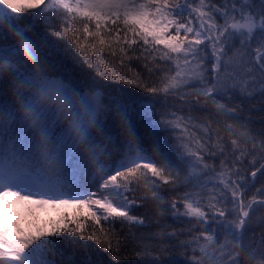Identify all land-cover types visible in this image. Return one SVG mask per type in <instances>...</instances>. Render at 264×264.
<instances>
[{"label":"snow or ice","instance_id":"6c2138e0","mask_svg":"<svg viewBox=\"0 0 264 264\" xmlns=\"http://www.w3.org/2000/svg\"><path fill=\"white\" fill-rule=\"evenodd\" d=\"M64 39V52L92 70L86 76L58 58ZM134 59L147 78L121 73ZM256 95L264 97V0H0V201L88 209L84 222L64 215L27 230L0 218V264H120L126 245L101 222L145 225L132 214L141 180L160 215L185 224L151 264H171L174 247L186 264H240L242 254L264 264V233L247 236L264 223V128L243 116ZM197 108L223 117V130L193 116ZM165 185L185 190L166 202ZM61 241L85 257L65 259Z\"/></svg>","mask_w":264,"mask_h":264},{"label":"trees","instance_id":"16d2710c","mask_svg":"<svg viewBox=\"0 0 264 264\" xmlns=\"http://www.w3.org/2000/svg\"><path fill=\"white\" fill-rule=\"evenodd\" d=\"M25 15H28L27 13ZM63 19V18H61ZM58 27L63 28L64 25L60 24ZM38 28L40 31H43V22H39ZM6 38L11 40V37L7 36V33H5ZM53 40H56L55 37H50ZM61 48L60 51L57 53V56L59 59H62L64 63L67 65V67L73 69L74 75H76L78 78L86 76L87 73H90L92 70L87 69L86 66L84 68H81L79 65H76L75 62L71 59V56L67 55L64 50L63 46L68 44L67 39H64L63 41H59ZM100 60H97V63H99ZM107 62V60H105ZM129 67L132 69L131 72H128L127 68L120 69L121 73L127 72L128 76H131L133 72H141L142 75L147 78L148 74L143 69L140 62L136 61L135 59L132 60L129 63ZM151 67V65H150ZM116 87H128L124 85L116 84ZM132 91H137L135 89H129ZM144 95V94H141ZM237 103L240 102L239 98H237ZM170 110L175 111L177 115L179 116H187L188 115V109L185 107L183 110H180V104L179 102H173L169 101ZM157 107L159 108L160 105L158 104ZM243 116L244 117H250L251 119V128L254 130H259L261 128H264V97H261L259 95H256L254 98H251L249 100H246L243 103ZM193 116H198L203 118L205 115H208L212 118V124L213 128H215L217 125L220 126V128L223 130V126L225 123V119L223 117H220L215 114V111L211 108H197L192 112ZM157 120H159V116L156 117ZM229 123H232V121H228ZM170 133H163V135L167 136ZM225 142H227V136H225ZM171 147V145H169ZM218 163V161H217ZM89 171H93L91 169V166H89ZM150 179V177H149ZM170 185L163 186L161 190V194L165 197V201L167 202L171 197L176 196L178 194H181L185 189L179 188L176 191L170 190ZM136 191L135 195L137 197H143L142 200H138L139 206L136 207L132 214L142 216L145 218V225H136V224H130L126 221L117 220L114 225H110L108 222L102 221L101 225L105 229H109L114 226L116 232L121 234L122 237V245H126V247H122L121 252V261L120 264H151V261L153 260V251L156 250L159 251L160 248L166 247L168 245H172L176 243V239H168L167 233L175 229L177 232H179L182 228L185 227L184 223H181L178 219L174 218L170 212H165L163 215H160V212L162 210V206L158 205L157 202L152 199L151 191L148 187H145V183L143 180H141L137 185H135ZM93 189V188H92ZM91 189V190H92ZM11 197L5 198L9 201H12ZM20 203L24 208L22 210H18L17 208L12 211V204L7 205L6 211L0 212V218L4 219V217H9L10 223L15 219L18 220L20 218H23L27 215H29L32 212L39 211L37 208L28 206L26 202L23 201H16ZM3 206L0 205V208ZM64 207V206H61ZM57 207L52 206H44L43 210L41 211H47L49 209H56ZM182 210V209H181ZM14 212V214H12ZM21 213L22 215H19ZM87 215V214H86ZM85 215H82L81 217H77V219H81L83 221V217ZM260 216H264V212H258L257 218ZM91 220L90 218L85 222L86 228H88L89 232L91 231ZM161 231L164 232V237L162 238L159 235H155L157 233H160ZM264 233V223H256L249 229L247 232V236L249 239H253L258 242L260 235ZM155 235V238H152ZM123 237H128L127 240H124ZM179 239H187L186 236H180ZM222 240V238H221ZM81 243H84L81 241ZM89 245H92L93 247H97L94 243V241L89 240L87 241ZM60 247L63 249L65 254V259L68 256H71L74 254V258L77 262L82 260L85 257V252L83 249H74L71 245H65L63 241H61ZM97 250H99L97 248ZM185 249L174 247L171 248L170 251L165 253V259L166 261L171 262V264H186V257L184 255ZM104 257L107 259L108 254L103 253ZM191 255V252L189 250V256ZM57 260H59V257H56ZM240 264H251L246 259V255L242 254L239 257ZM207 264H211V261H208Z\"/></svg>","mask_w":264,"mask_h":264},{"label":"rangeland","instance_id":"374dc122","mask_svg":"<svg viewBox=\"0 0 264 264\" xmlns=\"http://www.w3.org/2000/svg\"><path fill=\"white\" fill-rule=\"evenodd\" d=\"M92 191H97L96 188H93ZM100 193L98 192V195ZM12 204V211L14 208H19L20 204L18 202H11ZM43 207H38L39 211L32 212L29 215L18 219L17 221L21 224L22 227H24L26 230L28 229L30 223H38L41 226L47 225L51 222H55L59 220L62 216L68 215L70 217H81L82 215H86L88 213V209L86 208H81V209H76L72 207H57L56 209H49L47 211H41L43 210ZM14 214V212H12ZM19 215H22L19 213ZM4 219L9 220V217H4ZM10 223V221H8Z\"/></svg>","mask_w":264,"mask_h":264}]
</instances>
